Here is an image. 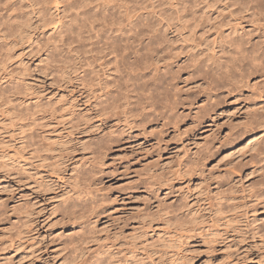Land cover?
<instances>
[{"label": "bare ground", "instance_id": "6f19581e", "mask_svg": "<svg viewBox=\"0 0 264 264\" xmlns=\"http://www.w3.org/2000/svg\"><path fill=\"white\" fill-rule=\"evenodd\" d=\"M129 1H130V3L128 4V3H125L126 1H123V0H0V44H3L4 46H6V47L0 46V177L2 176V172L7 170V168L11 169L9 165H11L12 163H15L16 168H18L21 171V169L26 168L28 166V164L32 165L33 161L34 162L38 161L41 163V165L45 164V166L44 165L43 166L45 168L44 170H46V172H47V175L49 173V175L52 177H56V178L62 177V180H63V177L68 170V165L66 164V161H65L66 159H68V157H67V155H64V153H63L64 151L56 153L54 151V149H50L51 146L49 147L46 144H42V142L47 143V141L48 142L50 141L49 140L50 137L48 135H47L48 140H47V137H45L47 141L45 140V142H44L43 141L44 139H43L41 142H39L37 140V138H38V136H40L39 135L40 133L39 134L37 133V136L35 135L36 133H34L36 128L37 129L39 128L38 127L39 122H40V118H39L40 116L39 115H40V113H42V110H44V109L40 110L41 109V99H42L41 97L43 95L39 96L38 93L35 92V87H33L29 84H26V81H24L22 76H20L19 74H14L13 71H8V64L11 63L10 61L12 60L11 59L12 54L10 53L11 49L13 47H16L17 43L20 41L21 42L26 41V40L28 41V39L31 40L32 37H35L36 41H35L34 45L32 44V47H33V52H35L36 56L40 60V63L44 62V61H48L50 52H53L54 50H58V47H61L62 45L67 44V46H68L67 48L69 49V46L71 44L76 46V44L78 43L77 47H75L77 52H78V53H76V51H75V53L78 55L77 56L75 55V57H78L77 60L80 64V66L77 68H78V70L80 69L84 73L83 75H81L83 77L79 76V77H81L80 78L81 80L78 79V80H80V82L79 81L78 82L80 84H82L84 88L90 87L89 89H91L94 87L96 89V87H97V90H94V94H97L99 92L98 96H96L97 101L99 100L98 101L99 104L97 101H96L97 103H95V104L99 105V106L97 105L99 107V109H98L97 113H95L96 111L94 112L95 115L99 114L100 118L104 117V119H105V117L113 118V120H115L114 121L115 124L121 123L123 125V127L126 128V130L128 128L129 130L132 131L135 127H138L137 129H139V128L141 129V127H142L143 128L142 130L144 131L143 134H145L147 131V130L146 131L144 130V126L151 123L152 122L151 119L152 120L155 119V121L158 122L156 119H157V117H159L161 120H165L164 121L165 123L163 122V124H162L164 129L167 127V124L168 125L172 124L174 127L172 125L171 126L173 127V130H174V128L178 129L176 127V125L179 124V122L183 121L181 119V117L187 116L186 113H185V116H180V119L182 120V121H180L178 112L174 113V111L176 109L174 105L177 104L178 100H176V98L179 99L178 97H175V99L173 98L172 100L169 98L172 101V103L169 104L170 106L169 105L164 106L165 103H163V101L166 102V100H163L162 98L166 99L167 96L165 97L166 94L164 95V92L166 93V91H165V89L163 90V88H161L162 87L161 85L164 82L163 80H165L164 75L162 74L164 72L165 68L160 67L159 66L160 63H165V62L170 61L174 64H178L179 66H182L179 63H181L182 62L181 59L184 58V60L186 59L185 60V63L187 65L186 69L188 70V72L186 71L188 76L185 75V77L186 78L189 76L192 77V78L191 77L188 78L189 81H190V78H191V81H194L195 79L198 80L199 77L206 79L205 83L208 86L206 89L202 88L203 86L201 87L199 85V83H198V85L200 86V88L196 87V88L202 90V93L200 92L202 94V99L200 100V102H202V104L199 107H197L196 110H194L196 113L195 121L193 122L194 127L193 126L189 127V129L190 128L192 129V127L194 129L199 128L197 132L203 130L204 128L205 129L208 128L209 131L216 128V127L215 128L213 127V126L217 125V123L214 124V120L220 114L219 113L218 115H216L217 114L216 111L221 107V103L223 102V100H220V99L217 100L219 97H222V96L217 95L218 92L217 93L214 92V93H216V94H214L213 91H215V90H219V91L223 90L224 91L225 90V93H227L226 95L224 94L225 96L234 95L237 92L240 94V96L237 94L238 95L237 97H240V99H242L244 97L246 98V96L241 97V96H243V93L246 90H249L251 88L250 89V91H251L254 87H256L255 90L260 86H262V88L264 87V0H129ZM134 2H138V3L135 4ZM115 3H118V4H115ZM17 4H24L26 11L19 9L17 7ZM53 4L54 5L55 4L56 5L57 4L58 5L59 4H66V6L63 5L65 7H61V9L64 8L63 11L61 10L62 12L65 13V14L61 13V16H62V14L64 15V19L62 20L59 18L61 16L55 15V17H57L63 21V26L61 27L58 34L56 31V33H55L56 35L51 36L49 33L47 35H49L50 37L49 36L45 37L44 36L45 34H44L43 35L44 38H48V40L46 39L45 41H47V43L43 44V42H41L39 39L40 36L37 37L38 35H35V36H33V35L35 32H38V31L40 32L42 29H47L48 26L49 27L52 26V23L54 21L51 18H55V17H54V15H52V12H51L52 17L50 18L49 17L50 12L48 13L47 10L49 9V11H50V7H52ZM54 9H57V8H54ZM48 17L52 21L50 19H47ZM61 18H63V16ZM56 21L54 22L55 24H57ZM60 22H59V24H60ZM35 23L37 25H34ZM54 23H53V26L55 25ZM75 24H77V27H76V29H74L76 31V33L74 34L71 31L74 28V26H76ZM247 27H248V30H247ZM249 27H250V30H249ZM54 29H52V30H54ZM69 29L71 30V31H69L70 32L69 34L72 33V34L76 35V38H74L75 37L74 35L72 36V38H74L75 40L77 39V41H76L77 43L75 42V40L73 41L71 36H69V38L66 36V34H67L66 32ZM52 30H51V32H53ZM70 38L72 41L70 40ZM30 40H29V42H30ZM74 42L76 44H74ZM75 48L73 47V50H71V51H74ZM30 49H32V48H30ZM71 51L69 50V53ZM33 52L31 50V53H33ZM44 56H45V58H44ZM78 62H77V64H78ZM172 63H170V64H172ZM174 64H172L170 66H173ZM185 66L183 67L184 69H185ZM63 68H65V67H63ZM179 68H181V67H179ZM184 69H183V71H185ZM68 70H70V69H68ZM175 70H176V68H175ZM175 70L171 73H174ZM64 71H65V69H64ZM145 72L149 73V74L147 73L150 76V78L148 77L149 79L146 77L147 74ZM178 72H179V70H178ZM180 72L178 74H180ZM64 73H66V72H63V74ZM67 73H70V72H67ZM67 73H66V75H68ZM88 73H93V74H90V77L94 78L93 81L91 80V78L89 76H87ZM80 74H82V73H80ZM77 75L78 74H75V76H77ZM91 75H95V76L93 77ZM86 76L89 78H87ZM173 76H174V74H172L171 80H176L175 77H177V74H176V76H174V77ZM65 78H66V76H65ZM146 78H147V80H146ZM66 79L68 80V78H66ZM88 79H90V80H88ZM257 79H261V80H257ZM254 80L255 81H262V82L256 83ZM70 81H73V80H71V78H70ZM89 81H91V82L89 83ZM187 81L188 80H186V82ZM203 81H205V80H203ZM203 81H202V83H203ZM251 81H253V83L254 82L255 83L251 85ZM165 82H167V80H165ZM171 83H172V81L167 82V84H170V85H171ZM164 84L165 85H163V86L165 87L167 84L166 83H164ZM170 85H167V86H170ZM167 86H166V88H167ZM210 86H212L213 89H211L212 87H210ZM177 87H179V86H177V85L172 86V88H175V89ZM159 88H161V90H163V94H162V91L160 92V94H161L160 97H162L161 99L163 101L158 100V102L161 101L163 103V105H162L163 107H161V108L159 107L161 104L158 106L156 104L158 102L155 103L157 97L154 94V92L155 93L158 92ZM196 88H195V90H196ZM175 89L173 90V92L176 91ZM192 90L195 91L194 87ZM171 91H172V89H171ZM180 91L182 92V89ZM95 92H97V93H95ZM88 93H90V92H88ZM176 93L181 94L178 91ZM247 93H248L249 97L253 96V98H251V99L247 98V99H250L253 103H249V102H251L249 100H248L249 102L247 101L249 104L246 106L247 109H245V111H248V112H246V113H248V116H246V121H244L245 123H243L241 125V127H238V131L235 133L234 137L228 138L229 135L226 134V139L222 143L220 142V145H224L226 147L234 148L235 145H237L240 141H242L243 139H245L246 137L249 136V138L245 142L246 144L244 146L242 145L243 147L240 146L241 149H238V147H237L236 151L240 150L241 153L245 152V151H248L250 153V151H251L252 154L251 153H250L251 155L248 154L251 157L250 160H248L249 158L246 159L247 161L244 159L246 162L250 163V162H252L251 161L252 159H254L253 162L256 161L257 159L264 160V138L261 140L259 139L264 134V102H260L259 103L260 105H258L256 102L253 101V99L255 100L254 93H249L248 91H247ZM257 93H259L258 98L260 100H263L264 99V90L261 89ZM194 94H195V92H194ZM162 95H164V96H162ZM255 95L257 96V94H255ZM89 96L91 97V95H88V98H89ZM168 96H170V95H168ZM196 96H198V95H196ZM187 97L188 96H186V98L183 97L184 99L183 98H181V99H183L187 103L191 102L190 100H189V102L187 101V99H190V97L189 98H187ZM223 97H222V99H223ZM224 98H226V97H224ZM237 99L239 100V98H237ZM237 99L235 102L238 101ZM92 100H93V96H92ZM167 101H168V98H167ZM173 101H176V103H174ZM231 101H232V99H231ZM161 102H159V103H161ZM194 102H195V99H194ZM228 102H230V101H228ZM168 103H169V101H168ZM183 103L181 105L179 103V105L182 106ZM191 103H193V102H191ZM49 104L51 105L52 103L50 102ZM97 106L95 105L96 109H97ZM155 106L159 107L162 111L165 110L166 108H167V110L165 113H162V111L158 108L161 111L160 112ZM177 106L178 105H176V107ZM195 106H197V105H195ZM154 107L157 110H155ZM183 107L184 106H182V108ZM239 107H237V108L240 109ZM52 108L53 107L50 106L49 112H51V113H52V111H51ZM189 108H190V105H189ZM234 108H236V106ZM234 110L232 109V111H230V113L233 112ZM239 111L241 112V109ZM245 111H243V113ZM49 112H47V113H49ZM53 112L55 113L56 111L54 110ZM63 112L61 114H63ZM180 113H182V111H180ZM182 114H180V115H182ZM42 115H45V113L43 112ZM228 115H230V114H227V116ZM55 116H56V113H55ZM55 116H54V118H55ZM155 116H157V117H155ZM226 118H228V117H226ZM61 119H59V121H61ZM55 120H56V118H55ZM62 120H64V119H62ZM113 120H111V122ZM230 120H232V119H230ZM87 121H84V122L86 123ZM156 122H155V124H156ZM76 123L77 122H75V124ZM229 123L231 124L232 122L229 121ZM42 124H40V128L43 127ZM56 124H59V123H56ZM72 124H74V123H72ZM78 124L80 126V122ZM109 124L112 125V123H109ZM62 125H63V122H62ZM74 125H73V128L76 127ZM223 125H225V124L223 123ZM79 126H77V128H76L77 130H78ZM85 126H86V124H85ZM220 126H221V123H220ZM220 126H217V127L219 128ZM226 126H228V125H226ZM51 127H52V125H51ZM116 127H118V125ZM145 127H147V126H145ZM151 127H152V125H151ZM7 128H10L11 131L10 132L6 131ZM43 128H41V129H43ZM45 128H46V126H45ZM124 128L122 129L120 127L123 134H125ZM158 128H160V127H158ZM37 131L38 130H36V132ZM65 131L66 130H64V132ZM216 131H218V130H216ZM233 131H235V130L233 129ZM119 132H117V133H119ZM189 132L191 133V130ZM149 133H151V131ZM216 133H218V132H216ZM228 133H230V132H228ZM43 134H44V132H43ZM147 134H145L144 136H146ZM110 135H112V134H110ZM114 135H117V134L114 133ZM210 135L211 134H209V136ZM43 136H41V137H43ZM108 136H109V134H108ZM137 136H140V135H137ZM204 136H206L205 137V141H206V139H208L209 137H208V135H204ZM218 136H219V134H218ZM117 137H116V140H115V137H113L114 139H111L112 144H114L115 141L118 140ZM148 137H149V135H148ZM194 138H197L196 135L194 136ZM200 138H202V137H200ZM38 139H40V137ZM55 139H57V138H55ZM222 139H224V138L222 137ZM209 140H210V138H209ZM51 141H52V139H51ZM91 141H93V138ZM158 142L160 143V141H158ZM207 142H208V140H207ZM207 142H206V145H207ZM53 143H54V141H53ZM61 143H59V146H61ZM92 143H95V146L93 144L91 146H92V148L94 146V149L96 150L94 152L96 154H98L96 156H98L101 159L103 157H104V159H106V156L102 157V155H104V151H107L105 149L106 145L103 142V140L98 139L97 141L92 142ZM193 143H194V141H193ZM203 143H205V142H203ZM203 143H201V148L203 146L202 145ZM63 144H62V146H63L62 148L64 149L65 145H63ZM210 144H212V143H210ZM198 145L199 144L197 143V146ZM56 146H58V145H55V147ZM87 146L89 147L90 144ZM197 146H195V147H197ZM88 147L87 148L85 147V148L88 149ZM204 148H206L205 151L211 149V147H207V146H205ZM214 148H213V150H214ZM216 148H217V146H216ZM164 149H166V148H164ZM217 149H219V148H217ZM90 150H93V149H89V151ZM109 150H111V149H109ZM161 150H162V148L160 149V151ZM198 150H197V152L200 153L199 151H201L202 149L199 151ZM213 150L211 152H214ZM205 151H203V153L202 154L200 153L199 155L196 153L194 158L191 160L194 162V166L192 165L193 168L191 166L192 169L189 170V168H190L189 165L192 163L191 162L189 163L190 160L189 161L186 160V164H184L183 166H180V164H179V168L177 170L172 169L171 172L173 174H171L169 172V175H173L175 178L185 179L189 176V174L191 175L193 172L195 174L194 177L198 176L200 178V176L202 174H204L202 172L204 171L203 169H204L206 163H208V160L212 157L211 153L209 151H208L209 153L208 152L206 153ZM66 152H69L68 149L65 151V153ZM91 152H93V151H91ZM108 152H105V153L107 154ZM240 152L239 153L236 152V154L238 153L237 155L242 156V155H245V153H246L245 152L244 154H240ZM232 154H233V152H232ZM228 155H230V153ZM228 155H226L227 158H228ZM226 156L224 158H226ZM191 157H193V156L191 155ZM231 157H234V156H231ZM104 159H102V161ZM239 159L240 158H238V160ZM97 160H99V159H97ZM94 161H96V160H94ZM102 161H101V164H102ZM35 163H34V166L36 165ZM40 163H38V164H40ZM96 163H97V161H96ZM260 163L263 164V161ZM233 164H236V163H233ZM251 164H254V163H251ZM251 164H250V166H251ZM98 165H99L98 166L99 168L103 167L100 164H98ZM103 165H104V163H103ZM195 165H196V167H195ZM258 165H259V160H258L257 166ZM253 166H256V165H253ZM29 167H31V166H29ZM35 167H37V166H35ZM35 167H32V168L34 169ZM235 167H236V165H235ZM41 168L43 170V167H41ZM33 169H32V171H33ZM236 169L239 170L240 168L236 167ZM236 169H234V170H236ZM12 170L16 171L15 167ZM36 170H38V169H36ZM257 170L261 172V177H262V179H261L258 176L257 181H261L260 182L261 185L259 184V182H258V184L261 187H263V189H264V164L258 166ZM20 171H17L18 176H22L23 174L26 175L25 173H29L27 171L22 170V171H24V173L21 171L22 175H19V173H21ZM72 171H74V170H72ZM88 171H86V174H89V173H87ZM98 171H99V169H98ZM260 172H257L255 175H257V174L260 175L259 174ZM33 173H34V171H33ZM79 173L80 174L78 176H75V178L73 176L70 177V180H72V184H71L72 186L69 187L70 191L67 190V191H69V193L64 191L65 195L68 194L67 195L68 197L66 196L67 199H65L66 201L64 202V204H66V209L65 210L63 209V210H64V214L66 215V218L69 219L68 220L69 225H70V227L72 226V230H74L73 229L74 227H79L80 229H83L82 228V224H83L82 217L84 216V214L81 212L77 214V212H79V210L83 211L82 207L83 206L86 207L88 205L87 203L89 202L88 201L89 198H87V197H90V195H93V194H91V193H93V192H91L92 188L89 187L88 181L86 182V180L84 179V178H88L90 176L87 177L84 174L85 172L83 174H81L82 172H79ZM29 174H27V175L29 176ZM38 174L40 175V173H38ZM38 174L36 173V175H38ZM44 174H45V172L43 173V175ZM75 174H78V173H75ZM7 175H9V174H7ZM13 175L16 176L15 174H13ZM252 175H254V174H252ZM14 176H10V177L13 178ZM154 176H155V173H154ZM185 176H187V177H185ZM24 177L26 178V176H24ZM166 177H167V175H166ZM157 178H158L157 176H156V178L153 177L152 178L153 180L150 181L152 188H151V186H149L150 184L148 185L150 187V189L154 190V192H156V191L159 192V190L162 188H169L170 186H168V185L170 184V182H174V181H172L173 179L171 177H169V178H171L172 180L167 177L168 180L165 179L167 181H165L163 179V177H161V176H160L161 179L160 178L157 179ZM18 179H19V177H18ZM38 179H36V180H38ZM44 179H45V176H44ZM92 179H91L90 183H92V181H93ZM149 179L150 178L148 177V180ZM189 179H190V177H189ZM36 180H34L35 183L38 181L41 182L40 180H38V181H36ZM46 180H47V178H46ZM87 180H89V179H87ZM21 181H20V183H21ZM48 181L51 182V184H53L54 180L51 179V181L50 180H48ZM84 181L88 184H85ZM147 182H149V181H147ZM198 182H200V181H198ZM224 183H226V182H224ZM3 185H5V184L3 183ZM37 186H41L39 188L44 189V188H42L43 185H41L40 183ZM47 186H49V185H47ZM50 187H51V185H50ZM50 187H49V190H51ZM62 187H63V185H62ZM181 187L180 186L177 187V190H179L178 188H180V190H181ZM183 187H185V186H183ZM208 187H210V186H208ZM47 188L45 189L46 192H48ZM51 188L53 189L54 187L52 186ZM174 188H176V187H174ZM66 189H64V190H66ZM183 189H182V192L184 191ZM45 190H43V191H45ZM93 190H94V188H93ZM148 190H149V188H148ZM153 190H149V191L153 192ZM232 190L233 189H231L230 191H232ZM51 191H54V189ZM188 191H190V190L188 189ZM0 192H2V190ZM152 192H151V194H153ZM201 192H200V194H201ZM228 193L229 192H227V195H230V193L229 194ZM187 194L189 196L190 193L187 192ZM196 194H198V193H196ZM168 195H169V193H168ZM173 195H175V194H173ZM176 195H177V193H176ZM205 195H206L205 197L207 200L206 202L209 203L208 206L210 207L211 211H216L219 215H221V214L223 215L225 213V210L227 208H230V207H227L228 203L230 202V199L228 198L229 196L227 197V195L224 194L223 190H219L215 194H210V195H213V197H210V198H214L215 201L210 200V198H207V196H209V194H205ZM156 196H158V193L155 194V197ZM255 196H257V195H255ZM153 197H154V195H153ZM184 197H185V195H184ZM201 197H204V196L201 195ZM182 198L183 197H181V199ZM185 198L187 200L189 199L188 197H185ZM185 198H183V199H185ZM191 198H192V196H191ZM261 198L264 199V190H263V193L258 195V198H257L258 202L261 200ZM176 199H172V201H174V200L176 201ZM186 199H185V201H186ZM151 200H153V199H151ZM77 201H81V204L83 203L82 204L83 206L80 207L81 205L80 206L77 205ZM165 201H167V200H160L157 197L156 206H155L156 208L153 211L152 210L150 211L149 207L146 210L144 209L145 207H147L146 203L144 205L145 207H143V210H142V207L140 208L142 211L145 210L143 213L141 212L142 213V215H141L142 219L137 214L139 216V219L137 218L138 216L136 218L139 220L138 221L139 224L138 225L136 224L135 226H132V224H131L132 227L130 226L131 228H130V231H128L129 233L127 232L128 234L126 233V236L122 239V240H124L123 244H121V245H123L122 246L123 249H120V248L116 247L115 245H114L115 247L114 246L109 247V246H111L110 243H109L110 245H108L109 248L107 247V248L97 249L98 246L95 245L96 247L94 246V250H93V248L92 249L90 248L91 252L92 251H95V252L94 253L92 252L93 254L91 252H89L92 254L90 256L94 257L93 261L89 262V260L87 259L88 261L86 260V262L88 264H155L157 262L156 259L158 258V259H160L159 262L161 264H163L162 263L163 259L165 260V258H166V257L164 258L163 256H167V255L171 254V256H172L171 258H173V259H175V257L179 258V256H177V254L175 255V253H174L175 248L178 247L176 244V240H173V238L170 235H172L173 232H176L178 234L179 230L183 232V230H181V229H185L186 230L185 232H187L186 233L187 236H189L188 232H190L191 230H193L195 228V227H192V226H195L194 225V224H196L195 221L199 222V220H201V218L198 220V217L196 215L198 213V211L196 214L192 213V208L190 207V204H193L194 200L191 201L192 203L189 202L190 203L189 205L186 202L183 204H176L177 202L166 204L167 202H165ZM212 201H213V203H211ZM144 202H145V200H144ZM150 202H152V201H150ZM150 202H148V203H150ZM90 203H92V202L90 201ZM178 203H180V202H178ZM91 205L93 206V204H91ZM91 205L88 207H92ZM96 205H100V203L96 204ZM263 205H264V200H263ZM14 206H17V204ZM14 206L12 209H14V211H15V209L17 207L14 208ZM18 206L20 207L19 204H18ZM25 206H26V204L22 207L25 208ZM1 207H0V221L4 222L5 220H3V218L6 217V216H4V214L7 215V213L2 212L4 209L1 210ZM5 207H8V206H5ZM24 208H22V209L24 211L26 210L25 211L26 213L28 212V210L31 211V209H29V208H27L28 210L24 209ZM6 209H9V207ZM88 209L89 208H87L86 211H88ZM91 209H92L91 211H94L93 210L94 208H91ZM151 209H152V207H151ZM232 209L235 212V208L233 207ZM232 209L229 211L231 212ZM253 209H255V208L253 207ZM19 210H20V208L18 209V211ZM23 210L21 212H24ZM14 211H13V213L16 214L17 212H14ZM55 212L53 211V213H55ZM83 212H85V211H83ZM90 212H87V213H90ZM234 212H232V214ZM26 213H25V215H26ZM28 213H30V212H28ZM204 213H205V211H204ZM8 214H9V211H8ZM18 214H20V213H18ZM32 214H33V212H32ZM207 214H208V212H207ZM254 214L255 215L257 214V213H255V210H254L253 215ZM29 215L30 214H28L27 216H29ZM225 215H227V213H225ZM228 215H229V212H228ZM230 215H231V213H230ZM198 216H200V215H198ZM215 217L216 218H214V217L213 218L218 219L217 217H219V216L215 215ZM208 218H210V217H208ZM233 218H235V216ZM233 218H230V216H229V219H233ZM261 218H262V216H261ZM4 219H6V218H4ZM8 219H9V222L12 221V220L10 221V218H8ZM31 219H33V217L30 218V220ZM133 219H135V218H133ZM133 219H131V220H133ZM259 219H257L255 221V223L251 222L253 225L254 224L256 225L252 229L253 238H256V237H259V238L263 237L264 238V221L259 222L260 221ZM263 219H264V217H263ZM17 220H18V217H17ZM17 220H14V221H17ZM19 220H21V218ZM23 220H25V219H23ZM30 220L27 221V223L29 224V225H27L29 228V231L31 230L30 226L32 225V222H31L32 220L31 221ZM6 221L8 222V220H6ZM18 221L15 223H18ZM91 221H90V223H91ZM96 221H97V217H96ZM202 221H203V223H205L204 226L207 227L206 224H208V223L204 222L205 219L203 220V218H202ZM202 221H200L201 223L199 222L200 225L202 224ZM23 222L25 223L26 221H23ZM23 222H22V225L24 226ZM135 222H137V221H135ZM20 223L21 222H19V224ZM192 223H193V225H191ZM228 223H229L228 225H230V222H228ZM11 224L13 225L14 222L13 223L11 222ZM85 224H83V226ZM92 224L93 223H91V225ZM217 224L220 225L219 223H217ZM22 225H21V227L19 225V227L17 226L16 228H19L22 230V228H23ZM199 226H198V224L196 225V227H199ZM208 226H210V225H208ZM222 226H223V224H222ZM2 227H4V226H2ZM7 227L9 228L8 225H7ZM10 228H9V230L6 228L5 231L6 232L11 231ZM24 228H25V226H24ZM28 228H27V230H28ZM211 228H212V226H211ZM0 229H1V227H0ZM19 229H17V231ZM15 230L16 229H14V231ZM21 230L18 231L17 235H20ZM23 230L21 231V235H20V236L23 235L22 237H24V234H22ZM208 230H209V228H208ZM12 231H13V229H12ZM77 231L79 232V230H77V228H76V232ZM84 231H86V229H84ZM84 231L82 232V234L80 232L77 233L80 236H78L76 234V236L78 238H81V239H79V240H81L80 243H79V240H78V243H75V241H77L76 236H75L76 238H72V243L81 244V242L85 238V235L89 234V233L84 234ZM76 232L74 231V233H76ZM25 233H26V230H25ZM117 233H120L119 230ZM121 233L124 234L125 232L124 233L121 232ZM15 234H16V232H15ZM30 234H32V233L30 232ZM211 234H213V233H210L209 236L214 237V235L211 236ZM190 235H192V234H190ZM8 236H9V234H7L6 237H8ZM90 236H92V235H90ZM10 237H11V235H10ZM10 237L8 239L11 242ZM13 237L15 238V236H12L11 238H13ZM113 237L116 238L117 236H113ZM176 237H178V236H176ZM201 237H203V236H201ZM16 238L18 239V236H16ZM91 238L92 237H90V239ZM118 238H119V236H118ZM121 238H122V236H121ZM189 238H190V236L188 238H186V240ZM19 239H20V237H19ZM22 239L24 240V238H22ZM27 239H28V237H27ZM85 239H87V241H90L89 238H85ZM95 240H96V238H95ZM95 240L93 237L92 241H95ZM180 240H182V239H180ZM33 241H30V244ZM69 241H71V240H69ZM92 241H90L91 244H92ZM114 241H117V240L114 239ZM21 242H22V240H21ZM98 242H102V241L98 240ZM98 242H96V243H98ZM109 242H111V239L109 240ZM178 242L180 243V241H178ZM202 242L206 243L205 239ZM17 243H18V241H17ZM87 243H83V244H85V246L88 247L89 244H87ZM96 243H93V244H96ZM204 243H202L201 245H203ZM211 243H213V242L211 241ZM208 244L209 243L207 242V245ZM81 245H79V246L83 247V245L82 246ZM100 245H102V244H100ZM103 245H106V244H103ZM180 245H179V247H180ZM195 245H197V244H195ZM8 246H12V245L9 244ZM20 246H22V245H20ZM182 246H184V245H182ZM204 246H206V245H204ZM12 248H14V246H12ZM77 248H78V246H77ZM95 248H96V250H95ZM83 249H85V248L83 247ZM184 249H185V247H184ZM87 250L88 249H86V251ZM180 250H181V247L179 249V252H180ZM182 250H183V248H182ZM176 251H177V253H179L177 249H176ZM83 252H84V250H83ZM121 252H122V254H121ZM191 252H192V250H191ZM197 252L198 251L195 250L192 253L197 254ZM185 253L190 254V251H188V252L185 251ZM206 253H208V251ZM181 254H184V252ZM208 254H205V255L208 256ZM190 255H192V254H190ZM70 256H72V255H70ZM78 256H80V255H78ZM74 260H76V259L74 258ZM169 261H170V264L173 263V260L171 262L170 258H169ZM176 261L178 264V260H175V263H176ZM179 261L180 262L181 261L186 262L187 260L185 261V260L181 259ZM189 261L190 260L188 259L187 262L190 263ZM192 262L193 261L191 260V263ZM167 263H168V261H167Z\"/></svg>", "mask_w": 264, "mask_h": 264}, {"label": "rangeland", "instance_id": "374dc122", "mask_svg": "<svg viewBox=\"0 0 264 264\" xmlns=\"http://www.w3.org/2000/svg\"><path fill=\"white\" fill-rule=\"evenodd\" d=\"M123 1H126L125 3H128V4L130 3L129 0H123ZM134 3L136 4L138 2H134ZM115 4H118V3H115ZM55 5L53 4L52 7H50V11H49V9L47 10L48 13L50 12L49 13L50 18L52 17V15H54V17H55V15L61 16V13H64V12H62L64 8L61 9V7H65L66 4H59V5L57 4L56 6ZM63 5H65V6H63ZM17 7L21 10L26 11L24 4H17ZM52 8L53 9L57 8V9L53 10ZM51 12H52V15H51ZM62 16H63V18H61ZM62 16L59 18L63 20L64 15L62 14ZM49 17L47 19H50ZM59 18H57V17L51 18V19H53L54 22L57 20L56 21L57 24H55L53 22L55 24L54 26L52 23V26H50V27L48 26L47 29H42L40 32L39 31L35 32L33 36H35V35H38L37 37L40 36V38H39L40 41L43 42V44H46L47 41H45V40L46 39L48 40V38H44V36L45 37L49 36V35H47L49 33L51 36L56 35L55 34L56 31L58 34L61 27L63 26V21L60 20ZM58 21L60 22V24ZM34 25H37V24L35 23ZM75 25L76 26H74L72 31L70 29L67 30L66 36L68 38H69V36H71V38H72V36L76 33V31L74 29H76L77 24H75ZM52 29H54V30H52ZM51 30L53 32H51ZM247 30H248V27H247ZM249 30H250V27H249ZM69 31H71L74 34H72V33H71L72 35L69 34L70 33ZM74 36H75L74 38H76V35H74ZM71 38H70V40H71ZM74 38H72L73 41L75 40ZM29 40L30 39H28V41L26 40V41H22V42L19 40L20 42L17 43V46L13 47L11 49L10 53L12 54L11 55L12 60L10 61L11 63L8 64V71H13L14 74H19L20 76H22L24 81H26V84H29V85L35 87V92L38 93L39 96L43 95L41 97L42 99H41V109L40 110H42V109H44V110L46 109V110L45 111L42 110V113H40V115H39L40 116L39 117L40 122H39V126H38L39 128L38 129L36 128V130H38V131L36 132V130H35L34 133H36L35 134L36 136H37V133L38 134L40 133L39 134L40 136H38V138L40 137V139L37 138V140L39 142H41L43 139H44L43 141L45 142V140H46L45 137H47V140H48V136H49L50 137V139H49L50 143L46 140L47 143L42 142V144H46L49 147L51 146L50 149H54V151L56 153L64 151L63 152L64 155H67V157H68V159L65 160L66 164L68 165V170H67V172L64 175L63 180H62V177H60V178L52 177L49 175V173L47 175L46 170H44L45 164L41 165L40 162L35 161L36 162L35 163L33 161L32 165L28 164V166L26 168L21 169V171L24 170V171L29 172L30 174L25 173L26 175H24V174L22 175V172L24 173V171L21 172L18 168H16L15 163H12L11 165H9L11 169L7 168V170L2 172V176L0 177V183L2 184V185L0 184V189L2 190V192H0V207L1 206L3 207V208L1 207V210L4 209L2 212L7 213V215L4 214V216H6L4 218H6V219L3 218V220H5V221L8 220V222L7 221L6 222L0 221V227H1V229H0V264H75V263L76 264H86L87 259L89 260V262H92L94 259V257H92L90 255H92L95 251H92L93 252L92 253L90 248L91 249L93 248V250H94L95 245L98 246L97 249L107 248L108 245H110V244H111V246H109V247H113L115 245L116 247L123 249L122 248L123 245H121V244H123L124 240H122V239L126 236V233L128 231H130V228L132 226L139 224V222H138L139 216L142 219L141 215L148 207H149L150 211L151 210L153 211L156 208L155 206H156L157 197L160 200H167V201H165V202H167L166 204L175 203V202H177L176 204H183L186 202L189 205L190 203H192L191 201L194 200L195 202L193 201V204H190V207L192 208V213L196 214L198 211L199 214L197 213L196 215L198 217V220L201 218V220H199V222L202 221V218H203V220L205 219L204 222L208 223V224H206L207 227H205L204 226L205 223H203V221H202L201 225H200L201 222L199 223V222L195 221L196 222V224H194L195 226H192L195 228L193 230H191L190 232H188V235L190 236V238L187 240H186V238H188L189 236H187V234H186L187 232H185L186 231L185 229H181V230H183V232L179 230L178 234L176 232H173L176 236H178V237H176L173 233H172V235H170L173 238V240H176V244L178 246L177 248H175V251L174 250L173 251H174L175 255L177 254V256H179V258L174 256L175 259H173V258H171L172 257L171 254L167 255V256H163L164 258L166 257L165 260L163 259V262H162L163 264H170L169 258L171 259V262L173 260L174 264H177V261L175 263V260H178V264H182V263L187 264L188 259L190 260L189 261L190 263H188V264H228V263L229 264H231V263L232 264H264V238L263 237L262 238H259V237L253 238V234H252V229H253V227L256 226L255 224L253 225L252 223L253 222L255 223V221L259 218H260L259 222L264 221V219H263V217H264L263 200L264 199L261 198L262 201L260 200L261 201V202L259 201L260 203L257 200L258 195L263 193V190H264L263 187L260 186L261 181H257L258 176H259V178L262 179L261 172L257 170V167L260 165H263L264 160H261V159L256 160L255 159L257 162L256 161L253 162L254 159H252L251 160L252 162L248 163V162H246L247 161L246 159L249 158L248 160H250V158H251L250 155L252 154L251 151H250L251 154L248 151H245L247 154L245 152L241 153L240 150L236 151L237 147H238V149H241V147H243L246 144L245 142L247 141L249 136L246 137L245 139H243L242 141H240L237 145L234 146V148L226 147L224 145H220V142L222 143L226 139V134L229 135L228 138L234 137L235 133L238 131V127H241V125L243 123H245L244 121H246V116H248V113H246L248 111H245V109H247L246 106L249 103H253L250 100L251 98H253V96L249 97L247 91L249 93H254L255 100L253 99V101L256 102L258 105H260L259 103L264 102V99L260 100L258 98L259 93H257V92L260 91L261 89L264 90L263 89L264 87L262 88V86H260L256 90H255L256 87H254L253 88L254 90L252 89L250 91V89H251L250 88L249 90H246L244 93L242 92L243 96H241V97L246 96V98L244 97L245 99L244 98L240 99V97H237L238 95L240 96V94L237 92L234 95L225 96L227 94V93H225V90L224 91L223 90L213 91V93L218 92L217 95H219V96L221 95L222 97L223 96L226 97V98L223 97V99H222V97H219L217 99V100H219V99L223 100V102L221 103V107L217 110L218 112L216 111V113H217L216 115H218L220 113L216 117V119L214 120V124L217 123V125H215L213 127L214 128L216 127V128L212 129L211 131H209L208 128L207 129L204 128L203 130L197 132L199 128H197V129L193 128L194 127L193 122L195 121V116H196V113L194 110H196V108L202 104V102H200V100L202 99V94H201L202 90L198 89L196 87L200 88V86L201 87L203 86L202 88L206 89L208 87L207 84L205 83L206 79L199 77L198 80L195 79L194 80L195 82H194V81H191L192 77L189 76V77H191L190 81H189V79H188L189 77H187V78L185 77V75L188 76V74L186 73V71L188 72V70L186 69V67H187V65L185 63L186 59L184 60V58H182L181 59L182 62L179 63L182 66H179L178 64H174L170 61L165 62V63H160L159 66L162 68H165L164 72L162 73L164 75V79L167 80V82L172 81V83L170 85V84H167V82H165V80H163L164 82L161 85L162 87L161 86L160 87L163 88V90L165 89L166 93L164 92V95L166 94L165 97L166 96L167 97H166V99L160 97L161 96L160 92L162 91V94H163V90H161V88H159L157 93L154 92V94L157 97L155 103L158 102V100H161V101L166 100V102L163 101V103H165L164 106L165 105L168 106L169 104L172 103L171 100L173 98L175 99V97H178L179 99L176 98V100H178L176 105H178V106L176 107V105H174L176 108L174 113L178 112L179 120L180 121L183 120V121L179 122V124L176 125V127L178 129L174 128V130H173L174 126L172 124H170V125L167 124V127L164 129L162 124L165 120H161L159 117L155 116V117H157L156 120L158 122H156L155 119L154 120L151 119L152 122L145 125L147 127L144 126V130L145 131L147 130L145 134L148 133L146 136H144L145 134H143L144 131L142 130L143 129L142 127H141V129L140 128L137 129L138 127H135L132 130L133 131L132 132L128 128L126 130V128H124L121 123L115 124V122H114L115 120H113V118L105 117V119H104V117L100 118L99 114L95 115V113H97L98 109H99V107H98L99 106L98 105L99 100L97 101V97H96V96H98L99 92L98 93L95 92L97 94H94V90H97V87H96V89L94 87L91 89H89L90 87L84 88L83 85L79 83L81 80L80 78L83 77L81 75H83L84 73L80 69H79L80 70L79 71L77 68L80 66V64L77 60L78 57H75V55L76 56L78 55V54H76L78 52L75 48V47H77V44H78L76 42L77 39L75 40V42L77 44L74 42V44H76V46L71 44L70 45L71 47L69 46V49H68L67 44L66 45L64 44L61 47H58V50H54L53 52H50L48 61H44L41 63H40V60L38 59V57L36 56L35 52H33L32 44L34 45V43L36 41L35 37H32L30 42H29ZM0 46H4V45L0 44ZM72 46L75 48L74 51H71V50H73ZM4 47H6V46H4ZM30 48H32V49H30ZM31 50L33 53H31ZM69 50L71 51L70 53H69ZM75 51H76V53H75ZM44 58H45V56H44ZM77 62L79 65L77 64ZM170 63H172L174 65L170 66V65H172ZM183 65L185 66V69L183 68L184 67ZM63 67H65V68H63ZM179 67H181V68H179ZM175 68H176V70H175ZM64 69H65V71H64ZM68 69H70V70H68ZM183 69L185 71H183ZM174 70H175V72L171 73ZM178 70H179V72L181 71L180 74H178L179 73ZM63 72H66V73L70 72V73H67L68 75H66V73H64L65 74L64 75ZM80 73H82V74H80ZM145 73L147 74L148 72H145ZM175 73L177 74V77L178 76L179 77L178 78L175 77L176 80H171L172 74H174V76H176ZM75 74H78L77 75L78 77L75 76ZM90 74H93V73H88L87 76L90 77ZM148 74L146 77L150 78V76ZM65 76H66V78H68L69 81L65 78ZM79 76H81V77H79ZM91 76L94 77L95 75H91ZM89 77H87V78H89ZM70 78L73 81H70ZM90 78L93 81L94 78H92V77H90ZM147 78H146V80H147ZM78 79H80V80H78ZM88 80H90V79H88ZM186 80H188V81L186 82ZM203 80H205V81H203ZM257 80H261V79H257ZM202 81H203V83H202ZM90 82L91 81H89V83ZM255 82L260 83L262 81H255ZM164 83H166L167 85H170L171 87L166 85L168 88L167 89L166 86L165 87L163 86V85H165ZM198 83L200 86L198 85ZM254 83H253V81H251V85ZM173 85H175V86L177 85L179 87H177L175 89V88H172ZM192 86L194 87V90L196 88L195 91L192 90L193 89ZM210 87H212V86H210ZM178 88L179 89L181 88L182 92L180 91L181 89L179 90ZM171 89H172V91H171ZM174 89L176 90L175 92H173ZM211 89H213V87ZM87 91L90 93H88ZM177 91L180 92L181 94L176 93ZM194 92H195V94H194ZM216 93H214V94H216ZM255 94H257V96ZM88 95H91V97L89 96V98H88ZM164 95H162V96H164ZM168 95H170L171 97ZM196 95H198V96H196ZM92 96H93V100H92ZM186 96H188L187 98L190 97V99H187V101L189 102V100H190L193 103H191V102L187 103L186 101H184L183 99L186 98ZM236 97L239 98V100ZM167 98H168L169 103L167 101ZM181 98H183V99H181ZM247 98H250V99H247ZM194 99H195L196 103L194 102ZM231 99L233 102L231 101ZM236 99L238 100L237 102H235ZM248 100L251 102H249ZM96 101L98 102V104H95V103H97ZM161 101H159V102H161ZM228 101H230V102H228ZM50 102L53 105L52 104L50 105L49 104ZM173 102L176 103V101H173ZM178 102L180 103V105L183 103L182 106H184V107L182 108V106H180ZM158 103H156L158 106L161 104L159 106L160 108L163 107L162 102L159 104ZM188 104L190 105V108H189ZM49 105L54 108V109L52 108V110H51L52 113L49 112L50 111ZM95 105L96 106L98 105L97 109H96ZM195 105H197V106H195ZM235 106H236V108H234ZM155 107L157 109L159 108L157 106H155ZM155 107H154V109L157 110ZM237 107H239L241 109V112L239 111L240 109H238ZM232 109L233 110L235 109L236 111L234 110L233 112L230 113V111H232ZM54 110L56 111L55 112L56 116H55V113L53 112ZM166 110H167V108L165 110H163V111L161 110V111H162V113H165ZM46 111L49 112L50 114L47 113ZM61 111L62 112L64 111L63 114H61L62 113ZM180 111H182V113L184 115L182 113H180ZM243 111H245L244 112L245 114L243 113ZM43 112L45 113V115H42ZM185 113L187 116L181 117V119H182L181 120L180 116H185ZM180 114H182V115H180ZM227 114H230V115L227 116ZM53 115L55 116L56 120H55ZM226 117H228V118H226ZM58 118L64 119V120L61 119V121L63 122V125H62V122L59 121ZM110 119L113 121L111 122ZM230 119H232V120H230ZM84 121H87V122L85 123ZM229 121H231L232 123L230 124ZM75 122H77V123L75 124ZM79 122H80V126L78 124ZM108 122L112 123V125H110ZM155 122H156V124H155ZM56 123H59V124H56ZM72 123H74L75 125ZM220 123H221V126H220ZM223 123L225 125H223ZM40 124H42V126L44 127V128L41 127L43 129L40 128ZM85 124H86V126H85ZM51 125H52V127H51ZM73 125L76 127L73 128ZM117 125H118V127H116ZM151 125H152V127H151ZM226 125H228V126H226ZM45 126H46V128H45ZM77 126H79L78 130L76 129ZM191 126H193L192 129L191 128L189 129V127H191ZM217 126H220V127L218 128ZM120 127L122 129L123 128L125 129V132H124L125 134H123ZM158 127H160V128H158ZM233 129L235 131H233ZM64 130H66V131L64 132ZM190 130H191V133L189 132ZM216 130H218V131H216ZM6 131L10 132L11 130H10V128H7ZM150 131H151V133H149ZM43 132H44V134H43ZM117 132H119V133H117ZM216 132H218V133H216ZM228 132H230V133H228ZM114 133L117 135H114ZM108 134L110 137L108 136ZM110 134H112V135H110ZM209 134H211L212 136L211 135L209 136ZM218 134H219V136H218ZM137 135H140V136H137ZM148 135H149V137H148ZM193 135L194 136L196 135L197 138H194ZM204 135H208V137L210 138L211 141L209 140L208 137H207L208 139H206V141H205L206 136H204ZM41 136H43V137H41ZM113 137H115V140H116V137L118 139L117 141H115L114 144L111 143V139H114ZM200 137H202V138H200ZM222 137L224 139H222ZM55 138H57V139H55ZM92 138H93V141H91ZM263 138H264V134L259 139L261 140ZM51 139H52V141H51ZM98 139H102L106 145L105 149L107 151H104V155H102V157L106 156V159H104V157H103L102 158V159H104L103 161L101 158L96 156L98 154H96L94 152V151H96L94 149L95 143H92V142H95ZM157 140L160 141V143ZM207 140H208V142H207ZM53 141H54V143H53ZM193 141H194V143H193ZM203 142H205V143H203ZM206 142H207V145H206ZM59 143H61V146H59ZM197 143L199 144L198 146H197ZM201 143H203L202 148H201ZM210 143H212V144H210ZM62 144L65 145L64 149L62 148L63 147ZM89 144H90V146H89L90 148L87 146ZM92 144L94 145L93 148L91 146ZM55 145H58L59 147L58 146L55 147ZM204 145L207 147H211V149L205 151L206 148H204L205 147ZM195 146H197V147H195ZM216 146L219 149H217ZM85 147L86 148L88 147V149H86ZM163 147L166 149H164ZM212 147L214 148V150ZM159 148L160 149L162 148V150L160 151ZM67 149L69 152L65 153V151ZM89 149H93V150L89 151ZM109 149H111V150H109ZM198 149L199 150L202 149L206 153L209 151L211 153V156H212L208 160V163H206V165L203 169L204 170L202 172V173H204V174H202L203 176L201 175L200 178L198 176H195L196 177L195 178L194 177L195 174L193 172L191 175L189 174L188 177L185 176V177H187V178L184 177L185 179H183V178L179 179V178H175L173 175H169V172L171 174H173L171 172L172 169L177 170L179 168V164H180V166H183L184 164H186V160L187 161L190 160L189 163L191 162L192 164L189 165V167H190L189 170L192 169L194 166V162L191 160L194 158L196 153L198 155L200 153L201 154L203 153L202 150H201L202 151L201 152ZM197 150L200 153H198ZM212 150L214 152H211ZM91 151H93V152H91ZM105 152H108V153L106 154ZM228 152L230 153V155H228L229 154ZM232 152H233V154H232ZM236 152H238V153L240 152V154L245 153V155H242V156L237 155L238 153L236 154ZM248 154H250V155H248ZM191 155L193 157H191ZM226 155H228V158ZM225 156H226V158H224ZM231 156H234V157H231ZM238 158H240L241 160L240 159L238 160ZM97 159H99V160L101 159V160L99 161ZM94 160H96L97 163L99 162L98 164H100L103 167L100 166L101 168H99L98 167L99 165ZM258 160H259V165L257 166ZM101 161H102V164H101ZM262 161H263V164L260 163ZM37 162L40 164H38ZM34 163L36 164L35 166H37V167L34 166ZM103 163H104V165H103ZM233 163H236V164H233ZM251 163H254V164H251ZM250 164H251V166H250ZM235 165L237 168H240V169L239 170L236 169ZM253 165H256V166H253ZM29 166H31V167H29ZM191 166H192V168H191ZM14 167H15L16 171L12 170ZM32 167H35V168L33 169ZM41 167H43L44 171L42 170ZM195 167H196V165H195ZM31 168L33 169L35 174L33 173ZM36 169H38V170H36ZM98 169H99V171H98ZM234 169H236V170H234ZM72 170H74V171H72ZM255 170L257 172H260L259 173L260 175H258V174L255 175L257 173ZM17 171L21 172V173H19V175H22L23 177L26 176V178L24 177L25 178L24 179L22 176H18ZM86 171H88L87 173H89V174H86ZM44 172H45V174L43 175ZM79 172H82L81 174H83L85 172L84 174L87 177L88 176L91 177V178L90 177L84 178L86 180V182L88 181L89 184L86 183L85 181L84 182H85V184H88L89 187L92 188L91 192H93V193H91V194H93V195H90V197H87V198H89V200H88L89 202L87 203L88 205L86 207L90 209V210L88 209V211H86L87 208L82 205L83 203L81 204V201H77V205H79V206L81 205L80 207L83 206L82 209H83V211L86 212L85 213L82 210L81 211L79 210V212H77V214L80 212L84 214V216L82 217V220H83L82 222H83V224L86 223L87 225L85 224L83 226V224H82L83 229H80L79 227H74L73 228L74 230H72V226L70 227V225H69V221H68L69 219L66 218V215L64 214V210L66 209V204H64V202L66 201L65 199H67V197H68L67 196L68 194L65 195L64 191L69 193V191H70L69 187L72 186L71 185L72 180H70V177L73 176L75 178V176H78L80 174ZM36 173L37 174L40 173V175L39 174L36 175ZM75 173H78V174H75ZM154 173H155V176H154ZM247 173L249 175L250 174L251 175L249 176ZM7 174H9V175H7ZM13 174H15V175L17 174L16 175L17 177L14 176ZM27 174H29V176ZM252 174H254V175H252ZM166 175L168 178L171 177L173 180L171 178H169V179L174 181V182H170V184L168 185V186H170L169 187L170 189L169 188H162L159 190V192L158 191L154 192L153 189H150L149 186H151V188H152L150 181L153 180L152 179L153 177L156 178V176H157L158 178H160V176H161L165 180V179H167ZM10 176H14L15 178L14 177L11 178ZM44 176H45V179H44ZM18 177H19V179H18ZM148 177L150 178L149 180H148ZM189 177H190V179H189ZM46 178H47V180H46ZM36 179L40 180L41 182H39ZM51 179L54 180L53 184H51V182L48 181V180L51 181ZM87 179H89V180H87ZM91 179L93 180L92 183H90ZM34 180L38 181L41 185H43L42 188H44V189H40L39 187H41V186H37V185H39V183L38 182L35 183ZM167 180H165V181H167ZM20 181H21V183H20ZM147 181H149V182H147ZM198 181H200V182H198ZM223 181L226 182L227 184L224 183ZM218 182L219 183L221 182V183L219 184ZM258 182L260 185L258 184ZM3 183L5 185H3ZM45 183L46 184L48 183L47 185H49V186H47ZM50 185H51V187L52 186L54 187L53 188L54 191H51L53 189L50 187ZM62 185L64 188L62 187ZM94 186L95 187L97 186V187L95 188ZM179 186L180 187L182 186L181 190H180V188H178L179 190H177V187H179ZM183 186H185V187H183ZM208 186H210V187H208ZM49 187L51 190H49ZM174 187H176V188H174ZM46 188L48 189V192H46V190H45ZM93 188H94V190H93ZM148 188H149V190H153V192L149 191ZM64 189H66V190H64ZM182 189L184 190L183 192H182ZM188 189L191 192L188 191ZM215 189L217 191L223 190L225 195H227V192H229L231 195V196L227 195V197L229 196L228 198L230 199V202L233 200L231 203L230 202L228 203L227 207H230V208L226 207L227 209L225 210V213H227V215H225V213L223 215L222 214L219 215L216 211H211L210 207L208 206L209 203L206 202L207 200H206L205 194H209V196H207V198L213 197V195H210V194H215L217 192ZM231 189H233V190L230 191ZM43 190H45V191H43ZM67 190H69V191H67ZM151 192L153 194H151ZM175 192L177 193V195ZM187 192L190 193L189 196H188ZM200 192H201V194H200ZM157 193H158V196L155 197V194H157ZM168 193L170 196L168 195ZM196 193H198V194H196ZM173 194H175L176 196ZM153 195H154V197H153ZM184 195H185V197H188L189 199L187 200L184 197ZM201 195H203L204 197H201ZM255 195H257V196H255ZM191 196H192V198H191ZM181 197L185 198L186 201H185V199L182 198L184 200L183 201L181 199ZM150 198L153 200H151ZM172 199H176V201L175 200L172 201ZM144 200H145V202H144ZM149 200L152 202H150ZM210 200L215 201L214 198H210ZM90 201L92 203H90ZM213 201L211 203H213ZM148 202H150V203H148ZM178 202H180V203H178ZM99 203H100V205H96ZM145 203H146L147 207L144 206ZM16 204H17V206H14ZM18 204L20 205V207L18 206ZM25 204L27 207L26 206H25V208L22 207ZM91 204H93V206ZM90 205L92 207H88ZM5 206H8L9 209H6L8 207H5ZM13 206H14V208L15 207H17L18 209L20 208V210L18 211V209L16 208L17 210L15 209V211H14V209H12ZM150 206L152 207V209ZM21 207L24 209H27V208L31 209V211H29L27 209L28 212H30V213H28V212L26 213L25 212L26 210L24 211ZM141 207H142V210H143V207H145L144 208L145 210L142 211L140 209ZM233 207L235 208V212L232 209ZM253 207L255 209H253ZM91 208H94L93 209L94 211H91L92 210ZM21 209L26 213V215L24 212H21L22 211ZM231 209H232V211L230 212L229 210H231ZM254 210H255V213H257L256 215L255 214L253 215ZM8 211H9V214H8ZM13 211L17 212L16 214L18 216L16 214H14ZM53 211L54 212L56 211V212L53 213ZM204 211L206 214L204 213ZM32 212L34 215L32 214ZM87 212H90V213H87ZM92 212L93 213L95 212V213L93 214ZM207 212H208V214H207ZM228 212H229V215H228ZM232 212H234V213L232 214ZM18 213H20V214H18ZM230 213H231V215H230ZM28 214H30V215L27 216ZM198 215H200V216H198ZM215 215L219 216V217H217L218 219H214V218H216ZM229 216H230V218H233L235 216V218L229 219ZM261 216H262V218H261ZM17 217H18V220L20 218H21V220L18 221ZM32 217H33V219H31L32 220L31 221L30 218H32ZM96 217H97V221H96ZM208 217H210L211 219ZM8 218H10V221L12 220L11 221L12 223L14 222V224H15V225L13 224L14 226L11 224V222H9ZM22 218L25 220H23ZM27 218L32 222V225L30 226V229H31L30 231H29V228L27 226V225H29L27 223V221H29ZM133 218H135V219H133ZM60 219L61 220L63 219V220L61 221ZM131 219H133L134 221ZM14 220H17L18 223H15L17 221H14ZM23 221H26V222L24 223ZM90 221H91V223H93L92 225H91ZM135 221H137V222H135ZM19 222H21V223L19 224ZM22 222H23L25 228L22 225ZM228 222H230V225H228L229 224ZM217 223H219L220 225H218ZM131 224H132V226H131ZM197 224H198V226L199 225L200 226L196 227ZM222 224H223V226H222ZM7 225L9 226V228L11 227L10 228L11 231H9V232L5 231L6 228L9 230ZM19 225H20V227L22 225V227H23L22 230L24 229L22 232V234H24V237H22L23 235L20 236L22 230L19 228H16L17 226L19 227ZM191 225H193V223ZM208 225H210V226H208ZM2 226H4V227H2ZM211 226H212V228H211ZM27 228H28V230H27ZM76 228H77V230H79V232L81 234L84 231V229H86V231H84V234L89 233L90 235H92V236H90L89 234H86L85 238L90 239V237H92V238L94 237V240L96 238V240H95L96 242H98V240H100L102 242L96 243L95 241H92V238H91L90 239V241H92V244H91L90 241H87V239L84 238V240L81 242V244L85 248V249H83V247L79 246L81 244H75V243H78L79 239H81V238H78L76 236V234L79 233L78 231L76 232ZM208 228H209V230H208ZM12 229H13V231H12ZM14 229H16V230L14 231ZM17 229L21 230L20 235H17V233L19 231V230L17 231ZM25 230H26V233H25ZM118 230L120 233H117ZM74 231L76 233H74ZM15 232H16V234H15ZM30 232L32 234H30ZM121 232H123V233L125 232V233L122 234ZM210 233H213V234H211V236L214 235V237L213 236L210 237L209 236ZM7 234H9L8 237H6ZM190 234H192V235H190ZM10 235H11V237L15 236V238L14 237H13L14 239L11 238ZM77 235L80 236L79 234H77ZM16 236H18V239L16 238ZM113 236H117V237L114 238ZM118 236H119V238H118ZM121 236H122V238H121ZM201 236H203V237H201ZM9 237L11 239V242L8 239ZM19 237H20V239H19ZM27 237H28V239H27ZM22 238H24L25 241ZM72 238H76L77 241H75V243H72ZM110 239H111V242H109ZM114 239H116L117 241H114ZM180 239H182V240H180ZM204 239H205L206 243L202 242ZM21 240H22V242H21ZM69 240H71V241H69ZM17 241H18V243H17ZM30 241H33V242H31V244H30ZM80 241L81 240H79V243H80ZM178 241H180V243ZM211 241L213 243H211ZM207 242L209 243L208 245H207ZM83 243L89 244L88 247L85 246V244H83ZM93 243H96V244H93ZM194 243L197 244L198 246L195 245ZM202 243H204V244L201 245ZM9 244L14 246V248H12V246H8ZM100 244H102V245H100ZM103 244H106V245H103ZM20 245H22V246H20ZM179 245L181 247L180 252H179V249H180ZM182 245H184V246H182ZM204 245H206V246H204ZM77 246H78V248H77ZM184 247H185V249H184ZM182 248H183V250H182ZM86 249H88V250L86 251ZM176 249L178 250L179 253H177ZM83 250H84V252H83ZM95 250H96V248H95ZM191 250H192V252L195 250L198 252H197V254H194L195 252L192 253ZM185 251L186 252L190 251V254H192L193 256L190 255L189 253L186 254ZM207 251L209 254L206 253ZM89 252H91L92 254ZM183 252L185 255L181 254ZM121 254H122V252H121ZM205 254H208V256ZM70 255H72V256H70ZM78 255H80V256H78ZM74 258L76 260H74ZM157 259H156L157 262L156 261L155 262L157 264L158 263L161 264L159 262L160 259H158V260ZM181 259L185 260V261L187 260L186 261L187 263L184 261L180 262L179 260H181ZM191 260L193 261L192 263H191ZM167 261H168V263H167ZM173 263H171V264H173Z\"/></svg>", "mask_w": 264, "mask_h": 264}]
</instances>
